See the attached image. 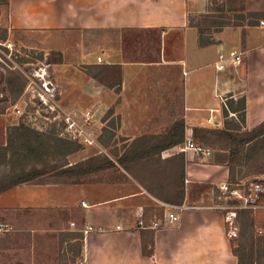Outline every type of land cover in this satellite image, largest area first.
Masks as SVG:
<instances>
[{"label":"crops","instance_id":"obj_1","mask_svg":"<svg viewBox=\"0 0 264 264\" xmlns=\"http://www.w3.org/2000/svg\"><path fill=\"white\" fill-rule=\"evenodd\" d=\"M51 1L8 0L7 20L15 28L35 24L41 32L49 22L72 23L79 30L103 27L107 30L101 54L104 61L98 63L94 52H87L84 58L81 51L75 60L83 58L82 63L88 66H121L116 68L117 79L101 82L72 65L68 43L61 36L64 62L57 69L62 83H70L72 100L86 99L93 117L119 120L117 129H105V134L115 136L113 141L106 138L107 142L101 143L95 138L99 153H83L71 164L99 156L102 151L113 160L111 149L119 147L116 150L122 153L131 150L135 139L166 135L177 122L185 126L184 141L193 138L201 143L194 138V128H223L226 120H237L243 98V129L252 130L264 121L261 22L226 26L213 33V44L201 46L199 29L190 24V18L208 13L209 0H70L66 13L61 9L49 17L45 9ZM132 29L159 31L153 56L145 57L142 50L135 55L130 52L124 32ZM231 51L242 53V64L235 67L228 63L217 71L219 55ZM164 140L159 138L155 143ZM174 146L149 158L128 161L130 171L114 160L125 175L122 179H111L107 174L96 177L111 170L103 169L87 173L88 178L79 182H24L3 190L0 212L6 220L1 229L20 230L27 237L24 233L33 231V224H47L41 237L55 236L58 246L77 245V260L81 258L82 264H239L225 213L219 207L201 204L204 192L198 186H225L229 183L228 166L216 160L219 150L213 147L205 145L211 154L204 157L193 150L172 154ZM79 154L77 151L73 156ZM176 192L180 196L184 192L183 203L200 207L181 212L179 222L171 227H139L141 218L148 223L163 217L165 204H182L164 201L177 197ZM162 207L163 215H159ZM118 225L122 228L117 229ZM152 240L154 252L147 255L143 244L150 248Z\"/></svg>","mask_w":264,"mask_h":264},{"label":"rangeland","instance_id":"obj_2","mask_svg":"<svg viewBox=\"0 0 264 264\" xmlns=\"http://www.w3.org/2000/svg\"><path fill=\"white\" fill-rule=\"evenodd\" d=\"M51 2V6L45 9L49 17L61 9L66 13L71 6L70 0ZM7 3L8 0H0V188L3 187L2 182L8 180V175L33 168L43 170L40 177L30 181L34 183L86 180L88 175L81 173V168H75L70 177L62 176L60 172L87 152L99 153L95 138L101 143H106V138L113 141L115 136L105 134V129L108 126L117 129L119 120L93 117L92 114L87 117L86 113L92 106L86 99L78 101L79 97H76L75 101L72 100L70 83H62L61 71L57 69V65L64 62L60 48L65 43H61V36L64 35L68 43L67 53L72 65L78 70L99 74L100 80L109 82L108 79L118 78V69L102 71L104 68L83 64V58L75 60L77 52L84 53V58L87 52H94L98 62L107 30L103 27L79 30L67 22H49L43 32L35 24L15 28L7 20ZM254 9L264 10V0H209V12L215 16L212 19L232 21L237 13H248ZM193 18L212 33L218 28L212 19L206 21L201 15ZM62 25L66 27H59ZM124 34L133 55L142 50L145 57L153 56L151 50L158 47L160 38L158 30L132 29ZM92 130L96 132L94 135ZM118 148L110 150L113 151V154L110 152L113 161L117 162L125 153L116 150ZM77 151L80 154L74 157ZM99 156L107 155L102 151ZM251 166L253 171L264 170V159L254 160ZM120 171L122 173H118ZM103 174L111 179L125 176L121 175L124 173L118 165L98 173L96 177ZM200 191L204 192L201 204L219 207L225 213L228 233L245 264H264V242L257 246L258 238L264 236V173L229 182L221 188L210 186ZM240 208L250 209L254 218L252 225H246L242 232L241 218L237 214ZM5 220L6 216L0 212V264H82L81 258L77 260V245L58 246L55 236L41 237L47 224H33V231L24 233L28 234L25 237L20 230H2Z\"/></svg>","mask_w":264,"mask_h":264},{"label":"trees","instance_id":"obj_3","mask_svg":"<svg viewBox=\"0 0 264 264\" xmlns=\"http://www.w3.org/2000/svg\"><path fill=\"white\" fill-rule=\"evenodd\" d=\"M206 21L215 17L211 12L201 14ZM264 19V10L254 9L248 13H237L234 20L223 18L221 20L212 19L213 23L218 25L215 32L223 30L224 27L234 25L246 27L248 25H257ZM190 24L199 29V44L201 46L210 45L215 42L213 33L209 28H203L200 22H196L191 16ZM245 30H243V37L245 36ZM62 53V52H60ZM94 67L104 68L102 71L110 70V68H119L120 65H94ZM101 71V72H102ZM92 76L100 80L99 74H92ZM238 119L226 120L223 128H194V138L199 140L201 143L218 149L216 160L225 163L229 168V182H235L238 179H245L252 175L264 173V170L253 171L252 162L264 159V121L261 122L257 127L252 130H244L243 126L246 122V100L243 98L238 105ZM225 115L228 116L229 112L227 109L224 111ZM159 138L165 139V143H155V140ZM185 140V126L177 122L174 127L166 135H145L134 140L131 150L125 151L119 159L118 163L127 171L131 170L128 165V161H136L152 157L155 154H161V152L169 147H172L179 143V141ZM220 140V142H219ZM135 148V149H134ZM117 166L108 156H96L88 160L72 164L63 168L60 174L62 176L70 177L74 172L75 168H81V173H90L94 171H100L103 169H111ZM43 174L41 168H33L25 172H17L15 174L8 175L7 181H3V187L0 191L16 186L20 183L30 182L40 177ZM62 182H79L80 179L61 180ZM44 183V182H37ZM201 188L210 187V184H198ZM177 197L172 199L165 198L166 202L183 203L185 200V194L180 196L179 192H176ZM164 207L158 208V214L163 215ZM237 214L241 218V232L246 225L251 226L254 218L252 211L246 208H240L237 210ZM264 242V236H260L257 240V246H261ZM143 250L145 254L151 255L154 252V241L152 240L151 246L145 242L143 244ZM235 254L239 258V264H245V260L242 255L234 248ZM253 253L251 252V255Z\"/></svg>","mask_w":264,"mask_h":264},{"label":"built area","instance_id":"obj_4","mask_svg":"<svg viewBox=\"0 0 264 264\" xmlns=\"http://www.w3.org/2000/svg\"><path fill=\"white\" fill-rule=\"evenodd\" d=\"M261 24L264 26V19L261 20ZM98 62H102L103 58L98 56ZM243 57L242 53L231 51L229 54L221 53L219 55V60L216 63L217 71L224 70L226 68V64L233 65L235 67H239L242 64ZM90 116V112L86 113V116ZM73 124H70L72 127ZM89 140V139H86ZM91 142V141H90ZM187 150H193L197 153L203 154L204 157L211 154V149L208 147L203 146L202 144L196 142L193 138H188L183 143H180L173 148L170 149V153L178 154L181 152H185ZM167 211L161 218H156L148 223H146L142 218L139 220V227L141 228H149L153 230H157L160 228H166L176 225L180 220V213L189 209V208H196L200 207L198 205H189L186 203L182 204H165ZM120 225L117 226V229H121ZM88 231V230H87Z\"/></svg>","mask_w":264,"mask_h":264}]
</instances>
